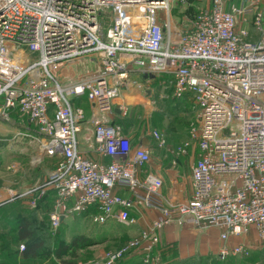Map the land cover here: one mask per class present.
Instances as JSON below:
<instances>
[{
	"label": "built area",
	"instance_id": "built-area-1",
	"mask_svg": "<svg viewBox=\"0 0 264 264\" xmlns=\"http://www.w3.org/2000/svg\"><path fill=\"white\" fill-rule=\"evenodd\" d=\"M173 1L0 0V116L9 120L18 110L36 129L41 152L60 159L35 187L7 189L0 205L31 197L35 206L52 192L53 228L74 214L131 225L133 208L158 211L150 228L102 262L84 264H118L135 250L153 264L158 231L185 220L218 227L221 240L255 227L264 249V0H208L178 29L168 14ZM135 68L143 79L132 78ZM153 81L188 96L195 109L188 139L170 150L198 148L190 196L175 203L163 198L162 179L144 170L150 148L131 145L113 119L119 94L145 93ZM80 97L89 102L88 119L73 103ZM87 120L92 132L83 144ZM152 136L165 145L159 132ZM248 253L242 244L223 245L216 258Z\"/></svg>",
	"mask_w": 264,
	"mask_h": 264
},
{
	"label": "rangeland",
	"instance_id": "rangeland-1",
	"mask_svg": "<svg viewBox=\"0 0 264 264\" xmlns=\"http://www.w3.org/2000/svg\"><path fill=\"white\" fill-rule=\"evenodd\" d=\"M207 1L208 0H201L192 5H186L174 0L170 5L168 13L171 26H175L178 29L179 24L184 21V17H191L194 15L197 10L206 5ZM105 20L104 24H108L109 17ZM90 66H93V64ZM160 77H162V75ZM152 86L149 88H152ZM162 90V87L159 86L157 88L155 86L156 92L151 99L145 98L142 100L139 97L129 98L128 101L126 100L123 104V113L113 116L114 121L120 124L122 133L128 136L131 141L134 138L140 137L154 146L156 139L152 136L153 131L159 132L163 139L171 145L170 148L181 144L183 141L186 128H188L195 119V109L192 106V101L189 102L188 108L179 109L182 99L170 98V95L166 93L168 89H165L163 93H161ZM124 93L125 92L119 94L116 101L122 103L120 98L124 96ZM91 128V123L86 125L83 128V134H88L87 132H90ZM37 136L36 129L22 117L18 110L11 113L9 120L0 116V202L6 199L7 189H13L22 193L24 190L40 184L60 160L58 157H48L41 152ZM193 151L194 150H191L187 153L192 159L196 158L198 154ZM156 153L157 149L154 147L153 155H156ZM27 199H29L27 201H30L31 197ZM25 201L26 197L18 198L10 202L12 205L7 209V212L6 210L0 212V218L2 216L1 220L8 214L13 216L15 212L18 213L22 210H26L27 204ZM53 204H49V207L43 208L42 211L40 210L38 215L41 220L45 215L47 216V218H44H46L48 224L49 236L52 238L59 236V238L69 241L71 236L83 233L92 240V243L84 248L76 249L72 253L66 252L60 257L59 255L51 253L52 250L57 247L56 239H49L50 241L47 247L49 246L51 248V252H44L41 257L33 259H22L19 254L17 255L15 264H62L63 259L74 261L73 264H84V260L92 253L97 257L95 260H100L102 262V256L107 249L106 247L111 246L112 243L103 241L104 237L106 238L108 234L107 228L111 225H115L114 227L118 228L120 225H118L117 222L112 223V221L100 224L93 222L89 216L85 217L74 214L72 217H68L61 226L53 228L49 220V208L50 206L53 208ZM36 205L37 204H35V206ZM33 207L34 206H31V209H33ZM121 227L125 230L132 226L124 227L122 225ZM3 232L4 230L0 226L1 244L3 241L12 237L5 236ZM231 243L235 245V243L239 242L232 238L228 241L229 245H231ZM21 244L24 245L25 243L20 241V243H16L12 247L19 250ZM253 244H256L254 248H251L250 244H246L249 248L248 256H228L224 261H220L219 264H264V249L261 247L259 240ZM0 248V264L11 263L8 252H6L7 249L3 252L4 246H0ZM199 264H209L207 257H204ZM212 264L214 263L212 262Z\"/></svg>",
	"mask_w": 264,
	"mask_h": 264
},
{
	"label": "crops",
	"instance_id": "crops-1",
	"mask_svg": "<svg viewBox=\"0 0 264 264\" xmlns=\"http://www.w3.org/2000/svg\"><path fill=\"white\" fill-rule=\"evenodd\" d=\"M131 76L133 79H136V80H141L140 78H142L140 77V74L138 73L137 68L133 70ZM149 85H150L149 87H151L152 85L154 86H152V88L149 89L150 91H147L145 93L143 92L124 93L123 94L124 96L120 98L122 103L118 101H116L117 103L115 102V104L117 105L122 104V107L117 110L118 111L120 110L119 112L123 113V110H124L123 104L126 102V100L128 101V99L131 97L132 98L139 97L142 100H144L145 98L151 99L155 95V92H156L155 86L157 88L159 86L162 87L163 90L161 93H163L165 89H168L166 90V93H168L167 95H170V98L182 99L179 105V109H183L186 107L188 108L190 104L189 102L192 101L191 98H189L186 95L179 97V98L174 97L172 95L171 87H163L159 85L157 81H153ZM73 103L75 105H78L84 108L87 119L90 117L91 109H90L89 102L87 101L85 97L76 98L73 100ZM192 106H193V102H192ZM120 113L115 111V116ZM89 123L90 122L87 120L82 125L80 139L83 142V144L85 142V140L83 139V137L85 136V134H83L84 132L83 128ZM91 132H92V128L90 132L89 131L87 132L88 133L87 135H91ZM187 139H188V128H186L185 130V137L183 141L181 142V144ZM131 145L133 146L144 145L150 148L151 160L149 163H147L144 166V170H147L148 172L158 175L162 179L161 194L166 201L170 203H175V202L186 200L190 196L191 167L196 158L192 159L189 155H187V153H189L191 150H194L193 151L194 153L196 152L198 153V148L195 145L188 146L186 153L180 154V155L173 154L170 151L171 149H174L179 145L170 148L171 145L167 143L166 140H165V145L163 146H159V143L157 140H156L155 145L152 146L144 138L137 137V138L132 139ZM154 147H156L157 149L156 155H153ZM81 148L84 150L87 147L85 145H82ZM87 154L91 156L92 158L97 159L99 161H103V162L109 161V158L102 157L96 153L87 152ZM142 175L143 173H141V176ZM117 193L122 196L129 195V192L125 189H118ZM6 197H7V194L5 198ZM27 198L28 197H26V201H25V203L27 204L26 209L30 211L32 209H31L30 201H27L29 200ZM50 199L51 200H49L48 202L50 205H52L54 203V200L53 198H50ZM38 201L39 199L37 200V202ZM42 208L43 207H38L37 212L39 213ZM51 209L52 208L50 206L49 211H51ZM130 216L135 219V223L131 225H125L123 223H120L114 218H109L107 221L104 222V223L110 222V221H112V223L117 222L118 225L120 226L118 228L117 227L115 228L114 227L115 225H111L107 228L108 234L106 238L104 237L103 241L107 243L108 242H112V243H111V246L106 247L107 249L104 251V254L102 257H104L108 251H112V250L119 248L128 239L138 236L141 231L150 228L152 222L158 216V211L154 209H146V208L137 206L130 211ZM69 217H72V216H69ZM67 218L63 219L62 224ZM122 225L124 227L125 226H132V227L129 229L123 230L124 228L121 227ZM220 231L221 230L215 226L197 228L195 227V225H193V223L190 220H185L182 224L172 223V224L166 225L165 227H163L161 230L158 231L159 242L157 243V245H155V247L153 248V252H152V255L157 256L158 260L155 261L153 264H184L185 261L187 264V262L190 259L195 260L199 257H207L209 264H212V262L214 264L215 263L219 264L220 261L217 260L216 258L219 249L223 245L227 247L234 246L232 245V243L231 245L228 244L229 239L231 240L233 238V240L239 242V243H235V245L242 244V245L247 246L246 244H250L251 248H254V245L256 244H253V243L258 242L259 240L258 233L255 227H251V229L249 230L247 234H243L242 236L241 235H231L226 240L220 239L219 237ZM78 235H84L85 237H87L83 233H80ZM71 238L72 236L70 237V239ZM95 258H97L95 254L93 253L89 254L88 258L84 260V263H89L95 260ZM141 259H142L141 250H135L125 255V257L121 259L118 264H143Z\"/></svg>",
	"mask_w": 264,
	"mask_h": 264
},
{
	"label": "trees",
	"instance_id": "trees-1",
	"mask_svg": "<svg viewBox=\"0 0 264 264\" xmlns=\"http://www.w3.org/2000/svg\"><path fill=\"white\" fill-rule=\"evenodd\" d=\"M50 198H53L52 192H48L45 196L39 199L35 208L30 211L26 209L18 213L15 212L13 216L8 214L3 220H1V216L0 226L4 230V235L12 236L10 239L3 241L2 244L0 242V246H4L3 252L7 249L6 252H8V257L11 260V263L9 264H15L17 255L19 254L22 259H33L41 257L44 252H51V248L49 246L47 247V244L50 241L49 239H56L57 247L54 248L51 253L59 255L60 257L66 252L72 253L74 250L84 248L92 243V240L84 235H73L69 241L59 238V236H55L54 238L49 236V228L46 221L47 216L45 215L44 217L46 218L43 217L41 220V218L38 217L39 213L37 212V208H48V201L51 200ZM11 205V203L0 205V212L2 210H6L7 212V209L10 208ZM20 241L25 243L23 250L14 249L12 246L16 243H20ZM202 259H204V257H199L195 260L190 259L187 264H199ZM73 263L74 261L70 260L63 259L62 261V264ZM184 264H186V261Z\"/></svg>",
	"mask_w": 264,
	"mask_h": 264
},
{
	"label": "water",
	"instance_id": "water-1",
	"mask_svg": "<svg viewBox=\"0 0 264 264\" xmlns=\"http://www.w3.org/2000/svg\"><path fill=\"white\" fill-rule=\"evenodd\" d=\"M117 112H119L118 110H116Z\"/></svg>",
	"mask_w": 264,
	"mask_h": 264
},
{
	"label": "bare ground",
	"instance_id": "bare-ground-1",
	"mask_svg": "<svg viewBox=\"0 0 264 264\" xmlns=\"http://www.w3.org/2000/svg\"><path fill=\"white\" fill-rule=\"evenodd\" d=\"M18 57V56H17Z\"/></svg>",
	"mask_w": 264,
	"mask_h": 264
}]
</instances>
